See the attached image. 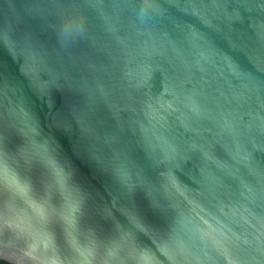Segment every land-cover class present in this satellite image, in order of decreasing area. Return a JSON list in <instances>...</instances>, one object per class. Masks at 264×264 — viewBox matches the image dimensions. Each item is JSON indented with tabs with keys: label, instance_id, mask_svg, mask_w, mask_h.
Returning a JSON list of instances; mask_svg holds the SVG:
<instances>
[{
	"label": "water",
	"instance_id": "obj_1",
	"mask_svg": "<svg viewBox=\"0 0 264 264\" xmlns=\"http://www.w3.org/2000/svg\"><path fill=\"white\" fill-rule=\"evenodd\" d=\"M0 261L264 264V0H0Z\"/></svg>",
	"mask_w": 264,
	"mask_h": 264
},
{
	"label": "clouds",
	"instance_id": "obj_2",
	"mask_svg": "<svg viewBox=\"0 0 264 264\" xmlns=\"http://www.w3.org/2000/svg\"><path fill=\"white\" fill-rule=\"evenodd\" d=\"M84 23L82 18L69 16L65 21V26L63 27V34L67 35L69 33L81 34L84 32Z\"/></svg>",
	"mask_w": 264,
	"mask_h": 264
},
{
	"label": "trees",
	"instance_id": "obj_3",
	"mask_svg": "<svg viewBox=\"0 0 264 264\" xmlns=\"http://www.w3.org/2000/svg\"><path fill=\"white\" fill-rule=\"evenodd\" d=\"M0 264H9V263H7V262H3V261H0Z\"/></svg>",
	"mask_w": 264,
	"mask_h": 264
}]
</instances>
